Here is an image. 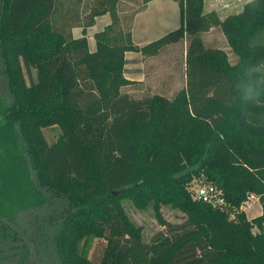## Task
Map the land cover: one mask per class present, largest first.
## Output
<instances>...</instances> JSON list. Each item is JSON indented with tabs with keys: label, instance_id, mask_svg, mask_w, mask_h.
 Wrapping results in <instances>:
<instances>
[{
	"label": "trees",
	"instance_id": "trees-1",
	"mask_svg": "<svg viewBox=\"0 0 264 264\" xmlns=\"http://www.w3.org/2000/svg\"><path fill=\"white\" fill-rule=\"evenodd\" d=\"M150 1L0 0L8 264H264V0L223 19L204 0H174L180 25L139 46L132 25ZM104 14L111 20L91 50L88 28ZM218 27L235 64L205 40ZM183 38L181 89L172 97L125 90L135 83L128 51L155 56ZM52 125L62 133L48 143L43 129ZM192 182L214 189L209 200ZM134 195L153 204L162 227L148 241L122 203ZM251 195L263 210L249 218L242 206ZM163 204L185 219H166Z\"/></svg>",
	"mask_w": 264,
	"mask_h": 264
},
{
	"label": "rangeland",
	"instance_id": "rangeland-1",
	"mask_svg": "<svg viewBox=\"0 0 264 264\" xmlns=\"http://www.w3.org/2000/svg\"><path fill=\"white\" fill-rule=\"evenodd\" d=\"M244 1L246 0H222L219 4V8L226 10V12L228 13L236 12L240 10L241 5ZM220 12L222 13V11ZM104 20H105L104 18H99L96 21V24L92 28V30H97L103 27ZM75 31H76L75 33L78 34L80 32V29H76ZM89 37H92V42H93L92 44H94L93 36L91 35V33L89 34ZM205 40L209 45H214L221 49H224L229 54L232 64H235L238 61L237 56L234 54L233 50L231 49L227 37L224 35L222 29H220L219 27L206 32ZM181 46L182 44H179L177 46H174L173 49L169 48L163 51L162 54L158 57V60L156 59V61L169 62V63L171 62V69L162 68V74L159 77L152 79L148 84H146V86L148 87L147 89H149V91L146 92H150L151 90L156 91L163 89L165 90L166 95L172 97L174 95V92L178 88L184 86L186 80V75H185L186 59H185V51L181 49ZM170 60H172L173 62ZM170 72H174V74L170 75ZM165 81H170L174 83L171 84L169 82V86H167V89H165L164 87H162L163 86L162 84L165 83ZM125 90L131 91L133 95L144 94L143 93L144 91L142 92L140 86L138 85H135L133 87H126ZM43 132L48 143H53L54 141H56L62 133L61 128H59L56 125L45 127L43 129ZM199 184H200L199 182H192L193 189L195 190L199 188L198 187ZM122 203L131 221L135 225L141 227L142 235L146 241L150 240L152 236L162 228L158 221V218L156 217L153 204H151V202L145 204L144 196L134 195V198L123 199ZM243 207L245 208L249 218L259 215L262 211L261 203L257 198H253L250 201L245 202L243 204ZM162 212L166 219L174 223L182 222L185 219V214L181 210L168 204L162 205ZM97 241L98 240L96 238L90 240L91 256L93 255V252L95 251V247L98 244ZM8 253L9 252L0 254V258L5 259L1 261L0 264L1 263L8 264L11 261L10 259L5 258V256Z\"/></svg>",
	"mask_w": 264,
	"mask_h": 264
},
{
	"label": "crops",
	"instance_id": "crops-1",
	"mask_svg": "<svg viewBox=\"0 0 264 264\" xmlns=\"http://www.w3.org/2000/svg\"><path fill=\"white\" fill-rule=\"evenodd\" d=\"M221 1L222 0H204L205 11L209 12V11L215 10L219 14L220 18L222 19L230 13H234V12L228 13L226 12V10L219 8V4ZM248 1L249 0L244 1L241 5L240 10L236 12L241 11L243 5ZM220 11H222V13ZM99 18L105 19L103 27L106 26L111 20V17L109 14H104V15H100L96 17L95 24ZM95 24L91 26L90 28H88V39H89V45H90L91 50H94L96 47L94 33L103 28L101 27L100 29L92 30ZM179 25H180V7L176 1L174 0H151L148 3V6L145 10L135 15L133 25H132L133 40L136 45L142 46L170 32L171 30L177 28ZM76 29H80V32L78 34L75 33ZM73 32L76 37L81 36L82 29L80 27H76L73 29ZM90 33L93 36L94 44H92L93 43L92 37H89ZM179 44H182L181 49L185 51V59H186L187 38H183L182 40L178 42L171 43L163 47L160 50V52L155 56H145L139 51H128L126 53V57L128 59L127 65H126V68H127L126 76L130 80L135 81L134 84H131L128 87H133L135 85H138L140 86L141 91L142 92L144 91L143 92L144 94L134 95V96H143V95L152 94V93H161V94L166 95V92L163 89L156 90V91L151 90L150 92H146V91H149V89H147L148 87L146 86V84H148L152 79L159 77L162 74V68L171 69V62L170 63L161 62V61H156V59L158 60V57L162 54L163 51L169 48L173 49L174 46H177ZM173 74L174 72H170V75H173ZM169 82L170 81H165V83L162 84L163 85L162 87L167 89V86H169ZM170 83L173 84L174 82H170ZM182 87L178 88L174 92V94ZM127 92L133 95L132 92L129 90ZM243 209L245 210L244 207Z\"/></svg>",
	"mask_w": 264,
	"mask_h": 264
},
{
	"label": "built area",
	"instance_id": "built-area-1",
	"mask_svg": "<svg viewBox=\"0 0 264 264\" xmlns=\"http://www.w3.org/2000/svg\"><path fill=\"white\" fill-rule=\"evenodd\" d=\"M198 192H199V196L200 197H203V199L205 200V201H207V200H209V198H208V194L209 193H211V192H213V188H211V189H206V188H198ZM253 198H257V197H255L254 195H251V196H249V198L245 201V202H248V201H250L251 199H253ZM218 201H219V203H223V199L222 198H219L218 199ZM243 207V206H242Z\"/></svg>",
	"mask_w": 264,
	"mask_h": 264
}]
</instances>
